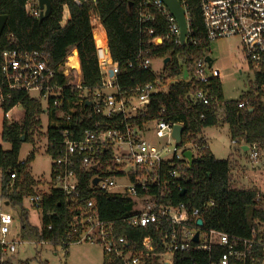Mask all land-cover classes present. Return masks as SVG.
<instances>
[{"label": "built area", "instance_id": "built-area-1", "mask_svg": "<svg viewBox=\"0 0 264 264\" xmlns=\"http://www.w3.org/2000/svg\"><path fill=\"white\" fill-rule=\"evenodd\" d=\"M81 1L87 0H75V3L80 4ZM177 1L184 10L186 21L183 42L179 39L177 20L161 0H136L142 39L135 58L121 64L110 55L102 24L91 22L100 75L99 84L92 91L82 87L81 68L74 48L56 65L51 64L44 51L3 50L0 105L11 99L13 93L31 97L30 93L34 92L36 96L31 98L39 102L45 98L47 106L56 111L58 118L50 123L54 127L64 126V139L61 155L52 159L50 188L76 197L80 183L77 171H90L86 189L126 195L132 199L131 210L124 219L130 226L170 225L163 238V252L152 255L135 253L123 236L113 234L111 223L98 218L92 210L93 199H87L81 212L70 223L68 236L76 235L75 243H99L105 255L113 254L121 259L122 264H143L146 258L155 264H173L175 253L190 250L206 253L208 259L203 264H264V188H252L250 225L245 236L204 228L201 214L213 205L211 200L203 202L201 207L171 202L173 191H183L178 180L183 168L189 166L183 153L191 151L193 160L196 152L206 147L207 142L202 132L198 136L204 141L202 146L177 142L172 132L176 125L181 126L183 132L182 123L167 119L164 107L151 114V98L166 93L172 84L194 82L197 90L188 97L202 105L214 103L213 113L218 117L223 112L208 85L210 79H219V72L207 65L206 55L189 60L188 54L178 52L172 60L168 57L164 63L166 57L151 54L164 39L173 45L196 44V40L190 37L187 4L185 0ZM198 3L205 40L210 43L220 38L238 37L243 59L252 70L254 79L256 74L264 75V0H198ZM25 8L30 16L39 18L38 5L32 7L30 0ZM156 31H163V35L156 34ZM74 53L77 65L72 67L69 58ZM170 67H176L177 74L168 75ZM139 72H148L153 79L137 80ZM65 89L70 92L75 89L80 93L69 102ZM262 89L264 91V87ZM262 102L264 104V97ZM245 103L240 102L239 106ZM9 112L3 113L4 118H9ZM73 114L75 139L68 136ZM79 118L87 120L89 125L79 129L76 125ZM153 139L165 140L166 143L160 145ZM169 141L173 144L171 148H168ZM231 143L236 145L235 141ZM242 146L247 147L245 152L250 164L256 165L262 148L256 143L238 145L240 149ZM14 175L13 172L9 176L13 179ZM6 187L9 191L8 185ZM26 198L37 208L39 194ZM199 219L201 225L197 224ZM12 220L9 213L0 212V261L15 251L14 241L9 239Z\"/></svg>", "mask_w": 264, "mask_h": 264}, {"label": "trees", "instance_id": "trees-1", "mask_svg": "<svg viewBox=\"0 0 264 264\" xmlns=\"http://www.w3.org/2000/svg\"><path fill=\"white\" fill-rule=\"evenodd\" d=\"M30 0H0V15L6 16L5 25L0 33V64L1 52L5 49L25 51H44L52 65L61 63L71 49H76L82 74V87L89 91L94 90L100 81L95 55L94 39L91 32V22L99 21L106 33L110 55L120 64L133 60L137 54L141 41L138 25L136 0H50V12L41 19L30 16L25 4ZM131 2V9L128 3ZM190 20L192 39L195 45H173L164 39L161 46L151 51L157 57H169L172 60L175 53L184 52L188 58H196L208 52V45L204 38L202 18L198 0H185ZM32 7H37L36 0H31ZM67 9L68 18L63 24V11ZM163 35V31H156ZM176 67H170L168 75L177 74ZM137 80L150 81L153 79L148 72H139ZM1 81V76H0ZM221 106L222 115L213 113L214 103L202 105L188 97L197 90V84L175 83L166 93H160L151 98V114L161 107L165 108L167 119L180 122L183 125L181 144L204 145L202 138L198 137L206 127L225 123L231 141L236 145L258 144L264 148V75L256 74L253 85L237 100L224 101L221 93L219 79H210L208 83ZM80 91L64 90L69 102L75 100ZM240 102H246L239 106ZM23 108L21 121H9L4 118L1 124L0 138L9 144L8 150L0 149V189L1 198L6 204L20 207L21 227L26 226V212L22 208L24 198L35 195V178L30 174L29 161L34 151L28 153L23 162L19 160V153L23 142H32V137L40 131V116L43 113L42 105L22 93H13L11 99L1 106L7 112L15 105ZM216 104V103H215ZM3 112V113H4ZM49 124L44 132L46 138L45 152L51 159L60 156L63 149L64 126L54 127L51 121L56 117V111L47 108ZM202 114V117H201ZM79 129L89 125L87 120H76ZM75 139V114L70 119L69 134ZM206 143V142H205ZM232 163L228 159H217L210 152L208 145L199 149L191 165L183 168L179 184L184 193L179 190L170 194L171 202H183L191 207H201L203 202L213 201V205L203 210L201 219L204 228L216 229L229 234L245 236L249 229V215L252 207L254 190L230 186V170ZM75 172V163L73 165ZM14 172V178L10 173ZM90 171H77L79 176L78 195H64L58 189L48 188L40 194L37 208L41 212L40 227H35L33 233L39 241H49L61 244L66 248L75 243V237L69 238L68 233L72 218L76 216L85 205L87 199H93V211L102 221L112 224L113 234L123 236L127 246L132 252L149 255L164 251L163 238L168 232V223H150L145 226L132 227L124 220L131 210L132 199L126 195L109 194L94 189H86ZM51 174V173H50ZM12 181V190H7V184ZM126 247V246H124ZM208 259L206 253L201 251L178 252L174 254L173 264H203ZM0 264H12L3 259ZM18 264H28L20 261ZM40 264H47L42 262ZM102 264H122L120 258L103 255ZM143 264H155L152 259L146 258Z\"/></svg>", "mask_w": 264, "mask_h": 264}, {"label": "rangeland", "instance_id": "rangeland-1", "mask_svg": "<svg viewBox=\"0 0 264 264\" xmlns=\"http://www.w3.org/2000/svg\"><path fill=\"white\" fill-rule=\"evenodd\" d=\"M241 43L238 37L220 38L213 40L208 45V55L212 59L211 67L219 72V82L224 101L237 100L247 92L254 82V74L244 61L241 52ZM35 97L36 93H30ZM264 97V96H262ZM43 113L40 116V131L32 137V142H23L21 145L19 160L23 161L28 153L34 151L33 158L29 161L30 174L35 178V194H42L48 191L52 159L45 152L46 138L44 132L49 124V117L46 111L47 101L40 100ZM3 108L0 105V130L4 120ZM23 108L20 104L10 109L9 121H21ZM204 135L207 137L208 148L217 159H228L232 163L230 171V186L239 188H264V148L261 149V157L256 165H251L248 154L240 149L238 145L231 143L228 125L218 123L206 127ZM156 141V139H153ZM160 145L165 140L156 141ZM169 147L173 146L169 141ZM9 144L0 138V149L8 150ZM1 176V173H0ZM233 184V185H232ZM237 184V186H236ZM9 191L12 190V181L8 184ZM22 208L25 210L26 226L21 227L19 216L20 207L5 203L1 198L0 189V212H7L12 216L9 239L14 241L15 251L5 256L12 264L20 261H28V264H102L104 251L101 244L96 242L70 243L66 248L61 244H53L49 241H39L33 229L40 227L41 212L38 208L29 203L27 198L22 201ZM160 259V257H158Z\"/></svg>", "mask_w": 264, "mask_h": 264}, {"label": "water", "instance_id": "water-1", "mask_svg": "<svg viewBox=\"0 0 264 264\" xmlns=\"http://www.w3.org/2000/svg\"><path fill=\"white\" fill-rule=\"evenodd\" d=\"M92 1H96V0H92ZM164 5L169 9V11L171 12V14L175 17V19L178 22L179 28H180V35H179V39L180 42H183L184 37H185V33H186V21H185V15H184V10L183 8L179 5L177 0H161ZM38 8H39V19L46 17L49 12H50V0H36ZM131 5L132 3L129 2L128 3V9H131ZM5 21H6V16L5 15H0V33L3 30V27L5 25ZM205 61L207 63L208 66H211L212 63V59L206 55L205 57ZM169 60L168 57H166L164 59V63H166ZM181 132H182V127L179 125H176L173 129L172 132V136L174 137V139L177 142L181 141ZM241 149L243 151H246L247 147L246 146H242ZM184 157L187 158V160L189 161V165H191L192 163V157H191V151H185L183 153ZM95 182V180L93 181ZM184 191L181 192V194H183ZM197 224L201 225V220H197ZM197 234L196 233L194 235L193 240L196 242L197 241Z\"/></svg>", "mask_w": 264, "mask_h": 264}, {"label": "crops", "instance_id": "crops-1", "mask_svg": "<svg viewBox=\"0 0 264 264\" xmlns=\"http://www.w3.org/2000/svg\"><path fill=\"white\" fill-rule=\"evenodd\" d=\"M68 18V12H67V9H64V11H63V19H62V21H61V24H63L64 22H65V20ZM212 64V63H211ZM47 111V110H46ZM205 129V128H204ZM202 135H203V137L205 138V140H206V142H207V137L204 135V130L202 131ZM207 145H208V143H207ZM215 157V156H214ZM233 185V184H232ZM236 186H237V184H236ZM233 187H234V185H233Z\"/></svg>", "mask_w": 264, "mask_h": 264}, {"label": "bare ground", "instance_id": "bare-ground-1", "mask_svg": "<svg viewBox=\"0 0 264 264\" xmlns=\"http://www.w3.org/2000/svg\"><path fill=\"white\" fill-rule=\"evenodd\" d=\"M69 63L72 67H75L77 65V58L75 56V53L69 58Z\"/></svg>", "mask_w": 264, "mask_h": 264}]
</instances>
